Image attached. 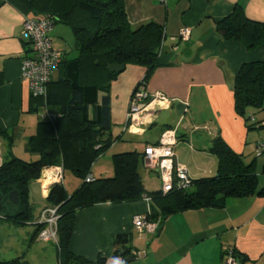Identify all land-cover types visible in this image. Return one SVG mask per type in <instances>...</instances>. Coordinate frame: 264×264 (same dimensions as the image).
I'll return each mask as SVG.
<instances>
[{
	"label": "crops",
	"instance_id": "crops-1",
	"mask_svg": "<svg viewBox=\"0 0 264 264\" xmlns=\"http://www.w3.org/2000/svg\"><path fill=\"white\" fill-rule=\"evenodd\" d=\"M126 12L132 27L154 21L165 28V39L160 67L150 77L147 91L160 92L172 100L168 110L146 116L136 131L126 130L131 98L146 75V69L129 65L112 83L110 89L111 118L114 138L121 137L93 166L96 179L113 176L114 155L145 153L147 146L156 145L161 133L177 128L179 144L175 153L180 164L192 179L214 177L218 160L209 150L212 141L220 137L245 165L253 166L258 179V191L264 189V128H249L245 118L235 111L234 80L245 63L264 61V46L248 51L236 42H222L217 33L218 21L229 16L237 5L246 16L264 22V0H125ZM25 15L6 1L0 7V166L12 154L20 159H31L26 150L30 137L40 123V105L32 100L29 86L21 78L22 60L30 48L22 37ZM61 24L51 34L53 48L67 52V33ZM63 27H65L63 25ZM182 28L191 30L190 39L181 41ZM70 47V45H68ZM57 76L55 77V74ZM59 70L54 73L58 78ZM165 113L160 119L159 114ZM256 122L264 121L261 111H251ZM8 132L10 136L5 134ZM12 138L11 140L9 138ZM20 149V150H19ZM19 151V152H18ZM180 153V156L178 154ZM36 159V158H35ZM143 167L146 168L144 160ZM140 170L145 190L159 192L162 184L156 172ZM63 185L72 195L82 181L67 178ZM159 184L150 189L153 181ZM53 184L41 188L37 181L31 185L30 197L38 206L35 219L47 208L46 198ZM151 203L145 200L122 204H99L78 213L71 250L90 261L101 256L106 264H223L224 249L234 247L242 264H264V195L230 198L224 207L189 210L160 222L157 231L139 233L134 226L136 216H146ZM36 227L25 228L11 223H0V261L24 257L27 264H49L48 246L34 238ZM120 234L131 237L132 255L136 260L115 257V240ZM55 244V243H54ZM56 246V245H55ZM57 250V248H56ZM58 255V250H57ZM53 264H59L58 258Z\"/></svg>",
	"mask_w": 264,
	"mask_h": 264
},
{
	"label": "trees",
	"instance_id": "trees-1",
	"mask_svg": "<svg viewBox=\"0 0 264 264\" xmlns=\"http://www.w3.org/2000/svg\"><path fill=\"white\" fill-rule=\"evenodd\" d=\"M6 1L19 9L25 19L49 17L54 27L58 24L69 27L78 55L69 59L68 52L59 51L63 57L54 71L59 70L58 78L54 79L53 73L47 97H32L36 112L43 105V112L47 110L57 117L54 121L40 119L35 135L27 142V152L37 156V161L27 162L13 156L11 144V157L0 166V223L19 227L34 225V238L39 239L46 225L39 223L40 216L35 219L31 185L41 179L46 169L62 167L64 174L71 173L82 185L69 195L63 184H54L46 198L47 208H57L59 216L55 243L59 264H106L101 256L97 261H90L71 250L77 215L87 208L149 198L151 211L146 215L147 220L159 225L185 211L222 208L230 198L264 195V189L258 191L253 166L245 165L242 157L220 137L212 141L209 150L218 160L217 174L193 179V186L188 190L174 189L165 195L161 190L147 192L140 174L145 156L137 152L114 155L113 176L94 178V164L116 141L122 140L112 135L110 98L111 85L121 73L109 67H144L146 75L138 87L147 86L154 71L161 66L165 28L154 21L132 27L125 0H0V7ZM216 29L222 42L239 43L248 51L264 46V22L249 19L240 5L218 21ZM234 104L236 113L246 119L250 129L264 128V121H252L250 115L252 110L261 111L264 106V61L242 65L234 80ZM5 134L10 136L8 132ZM89 176L93 179L91 182L86 181ZM15 191L19 196L18 206L10 201ZM130 243L129 235H118L114 256L128 259L132 255ZM0 264L27 262L21 257L0 261Z\"/></svg>",
	"mask_w": 264,
	"mask_h": 264
},
{
	"label": "built area",
	"instance_id": "built-area-1",
	"mask_svg": "<svg viewBox=\"0 0 264 264\" xmlns=\"http://www.w3.org/2000/svg\"><path fill=\"white\" fill-rule=\"evenodd\" d=\"M166 3V0H160ZM53 20L49 17L42 19L26 18L23 23L22 37L28 43L30 55L22 60L21 78L29 86L31 96L34 98H46L48 85L52 79L54 71L62 61V53L53 48L51 33L53 31ZM191 30L182 28L178 38L186 42L190 39ZM172 100L160 92L154 94L147 91V86L141 84L133 93L131 98L130 111L127 118L126 130L136 131L140 125L146 124L143 121L146 116H153L158 111L167 110L172 106ZM57 116H53L47 110L40 114L41 120L54 121ZM252 121H255L252 118ZM264 125V123H263ZM177 128L165 129L156 145L147 146L145 149V163L149 171L156 172L161 181V191L165 195L174 189L188 190L193 186L188 169L179 163L175 148L179 144ZM137 132V131H136ZM257 154L264 151V146L259 144ZM64 171L62 167H52L46 169L40 180L41 188L45 189V183L63 184ZM91 176L87 182H91ZM43 189V190H44ZM145 201L150 202L149 198ZM59 216L57 208H45L40 215L39 223L45 224L46 228L40 233L39 240L44 243H57V222ZM134 226L139 233L145 230L156 232L158 224L149 223L146 216H136ZM223 264H242L236 258L234 247L224 249ZM135 256L140 254L134 253Z\"/></svg>",
	"mask_w": 264,
	"mask_h": 264
},
{
	"label": "rangeland",
	"instance_id": "rangeland-1",
	"mask_svg": "<svg viewBox=\"0 0 264 264\" xmlns=\"http://www.w3.org/2000/svg\"><path fill=\"white\" fill-rule=\"evenodd\" d=\"M62 28H65V30H66V33H67V38H65L67 40L66 43H68V45H70V47L68 45L64 47V48H66L67 52L69 53V59L76 58L77 55H78V52L75 49V39H74L73 32H72V30L69 27H66V26L63 27V25H62ZM56 76H57V73L55 74V77ZM164 116H165V113H163V112L159 114V118L160 119H162ZM113 130L115 131L114 126H113ZM121 143H123V142L121 141ZM178 156H180V153L178 154ZM35 158L31 159V156L28 155L27 159H25V160L23 159V160L27 161V162H34V161L38 160V157H35ZM142 167H143V165L141 166L140 170L142 169ZM143 169H144L143 171L147 170V168H145V167H143ZM66 177L67 178H74L72 176V174L69 173V172L66 173ZM158 184L159 183L157 181H155V179H154L153 183L149 184V188L153 189V188L157 187ZM190 191H192V190H190ZM37 196H38V203L39 204H37L38 205L37 207H36V204H35L36 209H38L39 207H42V205H43V203L41 202V197L39 195H37ZM23 228H25V226H23ZM1 245H3V242L0 241V251L2 249ZM47 248H48V254L51 255V258L48 259L49 264H53L56 261V260H54V258H56V259L58 258L56 246L52 242V243H50V245Z\"/></svg>",
	"mask_w": 264,
	"mask_h": 264
},
{
	"label": "water",
	"instance_id": "water-1",
	"mask_svg": "<svg viewBox=\"0 0 264 264\" xmlns=\"http://www.w3.org/2000/svg\"><path fill=\"white\" fill-rule=\"evenodd\" d=\"M109 69H110L111 71H113V72L123 73V72L125 71V69H126V66H124V65H111V66L109 67ZM10 201H11L14 205H16V206L19 205V196H18V193H17L16 191L13 192V193H11V195H10ZM136 259H137V256H135V255H131V256L127 259V261L130 262V261H133V260H136Z\"/></svg>",
	"mask_w": 264,
	"mask_h": 264
},
{
	"label": "bare ground",
	"instance_id": "bare-ground-1",
	"mask_svg": "<svg viewBox=\"0 0 264 264\" xmlns=\"http://www.w3.org/2000/svg\"><path fill=\"white\" fill-rule=\"evenodd\" d=\"M45 185H49V182H46Z\"/></svg>",
	"mask_w": 264,
	"mask_h": 264
}]
</instances>
